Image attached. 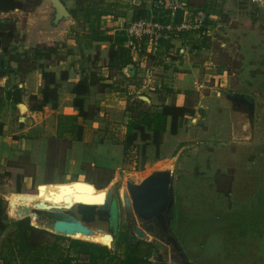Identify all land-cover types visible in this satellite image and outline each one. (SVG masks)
I'll return each mask as SVG.
<instances>
[{
	"label": "rangeland",
	"instance_id": "374dc122",
	"mask_svg": "<svg viewBox=\"0 0 264 264\" xmlns=\"http://www.w3.org/2000/svg\"><path fill=\"white\" fill-rule=\"evenodd\" d=\"M63 1L70 7V0ZM24 2L27 7L33 4L31 1ZM190 2L200 8H204L207 3L211 10L208 20L209 34L204 36V40H198L200 47L192 45L194 39L189 44L182 39H176L173 45L171 44L173 51L168 53L172 58L170 61L163 62L160 57L162 62H155L154 57L144 55L143 62L137 66L138 75H132L131 80L122 82L136 86L143 83L153 85L154 80L148 81L153 75L164 77L162 90L159 91L160 101L165 102L169 97L168 102L172 104V98L176 97L177 93H185V104L191 112L182 119L176 135H170L159 150L149 145L138 161L115 160L114 163H108V168L97 169H93L92 162L87 161L85 168L91 171L92 175L84 181L92 183L99 190L110 187L117 198H121L128 180L139 183L154 170L170 168L175 174L174 231L190 261L196 264H264V5L255 4L251 0ZM122 7L123 5L120 6ZM133 8L134 13L138 11L134 5ZM21 14L18 12L8 18H18L23 15ZM128 17L127 15L126 18ZM20 26H25V18H20ZM74 26L70 29L71 34L74 35L76 30L79 36H83L81 24ZM53 43L55 42L45 43L51 46L50 49L53 47L51 52L43 50L45 58L39 64L44 63L45 68L57 64L69 54L73 55L75 51L77 54H88V57L93 52L99 57H106L110 46L108 42H100L90 49L77 42L74 46L64 45L63 50L57 51L54 49L56 46L51 45ZM23 44H26L24 40ZM45 44L31 46L30 50L36 51L34 48L41 49ZM180 49L184 51L181 52ZM26 65L31 66V62ZM117 69L118 67L114 68L113 73H116ZM175 71L191 73L187 77L188 81H182L185 86L178 87ZM123 72H127V68ZM234 94L250 98L253 103L251 118L246 109L239 108L231 101L230 97ZM91 95L90 92L86 101L89 98L87 104L90 111H94L99 106ZM0 97H3L1 92ZM30 100L31 104L32 98ZM26 102L28 99L23 101L25 104ZM134 103L140 105V109L151 108L148 103H138L136 94H131L126 108L130 104L134 106ZM10 111L6 106L2 107L0 120L15 119L18 115L16 111L19 113L18 109H12L11 113ZM121 115L122 112L119 118L115 113L114 117L119 120L122 119ZM68 144L69 142H63L61 146ZM30 158L28 153H23L16 164L24 168L26 173L33 174ZM65 161L64 153L53 157L52 168H47L45 179H53L56 173L55 179L60 180L56 183H69L61 181ZM4 173V169L3 172L0 170V199L4 202L6 220H18L16 215L30 213L33 217H30L31 222H34V212L30 209L34 205L30 204L35 201L34 198L24 201L23 196L18 201L24 204H10L9 197L15 193L36 194L41 184L34 183L31 188H27L28 183L23 179L18 180L15 174L8 177ZM75 186L70 184L61 187L66 189L64 192L67 189L69 192L76 188ZM57 193L54 188L46 190L48 196H38L37 200L58 201L64 194ZM122 205L121 202L119 212L115 213L116 236L112 247H109L112 249H115L119 235L126 230ZM91 226L95 230L108 232V223L101 220ZM39 227L43 228L40 225ZM11 229L9 227L0 234V252H5L3 242ZM45 230L51 233L47 238L54 240L55 233L46 228ZM104 232L95 233L97 236L101 234L99 236L102 240H97L96 236L89 237L92 240H82L110 245L111 241L105 238ZM132 241L154 246V253L150 258L152 264H172L169 247L160 240L153 237L144 240L133 236ZM60 242L65 249L69 246L70 239ZM123 252L124 248H120L119 253L122 255Z\"/></svg>",
	"mask_w": 264,
	"mask_h": 264
},
{
	"label": "crops",
	"instance_id": "0c3cea01",
	"mask_svg": "<svg viewBox=\"0 0 264 264\" xmlns=\"http://www.w3.org/2000/svg\"><path fill=\"white\" fill-rule=\"evenodd\" d=\"M60 1L69 12L67 18L57 19L52 0H42L40 5L29 12L17 9L7 13H0V22L8 18L9 15L21 12L23 15H19L18 18L15 17L14 20L16 21L17 28L20 30L21 38H24L23 40L26 42L24 47L27 49H30L31 46L51 42L57 43L60 46L59 50H63L64 45L74 46L77 42L83 44V47H89L91 49L90 42L86 37L89 31L88 24L84 23L83 20L78 21L71 12V8H77L78 0H70V7L63 0ZM132 2L119 0L120 5L118 10H116V14L102 17L101 28L105 29L109 34L119 32V20H133L134 8ZM121 5H123L122 8H120ZM123 11L127 12V14H124ZM127 15L129 16L128 18H126ZM20 18H25V26L23 27L20 26ZM78 23L83 27V36H79L76 30L74 31V35L70 32L71 27ZM99 43L93 42L92 45H99ZM85 44L86 46H84ZM77 53L75 51L73 55L69 54L65 58L60 59L57 64L50 65L46 68V71L54 72L57 79H60L62 72H67V79L59 81V100L57 106L48 104L42 110H33V99L32 103H29L33 97L42 98V69H36L22 74L6 72V76L0 77V92L3 94V97H0V110L6 106V108L11 110L10 113L12 109H18L19 111V113L16 111V114H18L15 117L16 120L14 118L0 120V170L3 172L4 169L5 171V167L9 162L18 163L21 154L28 153L33 164V174L24 172L26 175L24 174L23 180L25 183H28L26 184L27 188H31L34 183L37 185L41 184L36 194H12L9 197L10 204H24L18 201V199L24 196L25 198L23 200L26 201L30 198L29 196H33L31 198H34L33 200L35 201L30 204H36L42 201L49 205L50 203L42 199H37L39 198L38 196H48L46 195V190L49 191L53 188L58 193L65 194V196L67 194L71 195L75 191L85 193L80 191L85 190L87 192L89 188L91 189L90 193H98L99 190L92 183L87 182L90 185L89 187L84 186L80 188L75 186L77 185L75 180H83L80 182H86L84 180L89 175H92L91 171L85 168L87 161L92 162L93 169L101 167L108 168V163H114L115 160L124 162V142L127 137V125L132 116L126 108L130 100L127 91L129 93L135 92L136 98L143 99L151 106V111L158 110L161 107L159 104H170L168 102L169 97H167L165 102L159 99V91L162 90V80L164 77H155L153 75L152 79L148 80H154L153 85H144V83L141 86H136L131 83L123 84L122 81L126 82L131 80L130 76L133 75L132 72L127 70L125 72L126 76L123 79L120 76L121 74L115 73L111 76V71L104 62V56L101 55L97 61L91 63L88 59V54ZM144 55L133 56V60L137 66L143 62ZM0 66L1 69L2 65ZM192 73L194 74V72ZM190 74L175 71L174 76L177 77L176 80H178L179 88L185 86L182 81L184 79L188 81L187 77ZM82 78H91L97 82L91 86L90 92L92 94L91 96L97 100V106L99 108L97 107L96 110L90 111L89 105L87 104L88 98L86 101V109L89 111V115L86 118L77 115L78 110L73 105L76 94L71 89L73 84L78 83ZM103 84H112L113 87L111 89H104L102 88ZM15 87L18 89L16 94L8 97L7 94L12 92ZM145 96L148 99L145 100L143 98ZM14 97L20 98L21 101H15ZM26 99H28V102L25 104L23 101ZM185 101V93L181 92L172 98V102L178 106L185 105ZM22 105H25V107ZM121 112L122 119H115V113L120 118ZM73 117H75V120H73ZM170 124L171 119L168 120V129H170ZM77 125L82 126L81 137H78L77 132L73 130V126ZM55 141H57L56 148L53 147ZM63 142H69V144L62 147L61 143ZM149 145L155 147L149 143L146 151ZM163 145L164 143L161 142L160 147ZM63 153L66 162L65 169L61 174L63 178L61 181H69V183H56L60 182V180L57 181L55 179V176H57L56 173L53 175V179H45L44 176L48 174L46 172L47 168H52L53 157L56 158L57 155H62ZM90 178L93 179L92 177ZM70 184L76 188L69 192L67 189L64 192L66 189L64 190L61 186ZM77 238L92 240L89 237Z\"/></svg>",
	"mask_w": 264,
	"mask_h": 264
},
{
	"label": "trees",
	"instance_id": "16d2710c",
	"mask_svg": "<svg viewBox=\"0 0 264 264\" xmlns=\"http://www.w3.org/2000/svg\"><path fill=\"white\" fill-rule=\"evenodd\" d=\"M26 1H31L32 6L27 7L24 0H0V13L17 9L26 12L31 11L42 2V0ZM119 5V0H78L77 8L71 12L78 21L83 20L84 23L88 24L89 31L86 37L91 48L93 42H108L110 44L109 52L104 59L105 64L111 71L110 75L113 76L115 74L113 73L114 68L118 67L116 74L120 73L122 76H126L123 71L127 68L134 76L138 75V67L133 60L131 51L125 46V41H127L125 32L119 31L115 34H109L101 28L102 17L114 14ZM203 7L207 9L209 14L211 13L210 6L207 3ZM147 12L148 10L145 7L138 9L134 13L133 19L147 15ZM19 32L20 30L17 28L14 19L5 18L0 22V52H2L0 65L6 72L16 74L42 69V98H32V109L42 110L48 104L57 106L59 81L67 79V72H62L60 79H57L54 72L46 71L45 64L39 63L45 58L43 50L51 52L53 47L50 49L51 46L45 44L41 46V49H39L40 47L34 48L36 51L33 50L32 52V50L24 47L22 42L24 38H21ZM198 40H204V38L194 40L192 45L200 47L199 44L201 45V43H198ZM51 45H55L56 48L54 49L60 51V46L57 43ZM167 48H170V44H167ZM99 58L96 52H93L89 57L91 63ZM29 61L31 66L26 65ZM94 83H96L94 79L82 78L78 83L73 84L71 88L73 93L76 94L73 105L78 110V116L86 118L89 115V111L86 109V98ZM112 87V84L102 85L104 89H111ZM17 91L18 89L15 87L12 92L7 94L8 97H11L12 94L15 95ZM127 94L131 99V94H135V92L129 93L127 91ZM14 99L15 101H21L17 97H14ZM136 99L141 105L146 103L143 99ZM134 104V106H131V104L127 106L132 116L127 125V137L124 142L125 162L129 160L138 161L139 157L146 153L149 143L159 150L161 142L167 141L170 135H176L182 119L191 112L186 104L178 106L175 103H163L156 111H151V108L148 107L140 109V105ZM169 119H171L170 129H168ZM73 120H75V117H73ZM73 130L77 132L78 137H81L82 126H73ZM56 144L57 141L54 142L55 148ZM16 163L9 162L5 167L4 175L10 177L15 174L18 180L23 179L26 175L25 170L18 167ZM18 188L20 191V181ZM3 204V200L0 199V234L7 231L9 227L12 228L7 232V237L3 242L5 252H0V256L7 264H152L150 258L154 253V246L140 241H132L133 236L127 230L119 235L115 243V249L100 243L73 239L58 234H53L55 239L50 240L47 236L51 233L32 225L30 217L7 221ZM63 239H70V244L65 249L62 248L60 242ZM120 248H124L122 255L119 253Z\"/></svg>",
	"mask_w": 264,
	"mask_h": 264
},
{
	"label": "water",
	"instance_id": "95a60500",
	"mask_svg": "<svg viewBox=\"0 0 264 264\" xmlns=\"http://www.w3.org/2000/svg\"><path fill=\"white\" fill-rule=\"evenodd\" d=\"M56 10V18L63 19L69 16L60 0H52ZM0 52V60H1ZM6 76V71L0 69V77ZM148 99L146 96L143 97ZM232 102L248 111L250 118L253 111V103L243 100L240 95L233 97ZM25 107V105H22ZM175 174L172 169H158L152 171L141 182L136 183L128 180L123 189L121 198H117L112 188L99 190L92 194L89 188L85 193H74L73 201L70 194L63 197L60 206H50L44 202H37L31 206L36 214V223L31 222L37 228L49 229L51 232L73 237L75 234L92 235L96 232H104L102 229L95 230L91 224L101 220L108 223L107 217L113 218L114 225L117 224L115 213L119 212V204L122 202L123 212L127 221V229L130 234L140 239L149 240L156 238L169 247L170 260L172 264H196L190 261L184 246L181 244L176 232L170 227L171 222L167 215L175 207L174 191ZM77 185L90 186L87 182L76 181ZM120 199V202H119ZM27 211V209H25ZM22 219L31 217L30 213L17 216ZM32 218V217H31ZM117 226V225H116ZM105 238L111 241L108 247H112L116 228L104 232Z\"/></svg>",
	"mask_w": 264,
	"mask_h": 264
},
{
	"label": "built area",
	"instance_id": "2783aa9c",
	"mask_svg": "<svg viewBox=\"0 0 264 264\" xmlns=\"http://www.w3.org/2000/svg\"><path fill=\"white\" fill-rule=\"evenodd\" d=\"M132 1L138 9L145 7L148 10L147 15L132 21L119 20L118 29L125 32L126 47L133 56L145 54L154 57L155 62L161 61L160 57L163 62L170 61L172 58L168 53L173 51L174 40L182 39L189 44L192 39H203L209 34L208 20L211 15L190 0ZM251 2L264 5V0ZM167 44H170V48H167ZM0 264H7L1 256Z\"/></svg>",
	"mask_w": 264,
	"mask_h": 264
},
{
	"label": "flooded vegetation",
	"instance_id": "af4514ba",
	"mask_svg": "<svg viewBox=\"0 0 264 264\" xmlns=\"http://www.w3.org/2000/svg\"><path fill=\"white\" fill-rule=\"evenodd\" d=\"M237 95H239V94H234L233 96H231L230 97V99H232L233 97H235V96H237ZM241 97L243 98V100H249V101H251L250 100V98L248 97V96H242L241 95ZM232 101V100H231ZM236 106H238V104L236 105ZM108 218V220L109 221H107L108 222V225H109V227H108V229H110L111 227L112 228H114V223H113V218L112 217H107ZM167 218H168V220H170V222H171V228L174 230V222H175V219H176V214H175V207H174V209L173 210H171V212H169L168 213V215H167ZM125 220H126V218H125ZM126 230L129 232V234H130V231L127 229V221H126ZM125 230V231H126ZM131 235V234H130ZM131 236H133V235H131Z\"/></svg>",
	"mask_w": 264,
	"mask_h": 264
},
{
	"label": "bare ground",
	"instance_id": "6f19581e",
	"mask_svg": "<svg viewBox=\"0 0 264 264\" xmlns=\"http://www.w3.org/2000/svg\"><path fill=\"white\" fill-rule=\"evenodd\" d=\"M80 192H84V191H80ZM74 192H72L71 193V197H72V199H73V201H77V200H74V194H73ZM75 193H76V191H75ZM78 193V192H77ZM65 196V194L61 197V199H59L58 201L57 200H55V201H48V200H45V199H42V200H44V201H46L47 203H50V204H56V206H60L62 203H63V197ZM42 202V201H41ZM33 215L35 216V218H34V222L36 223V214L35 213H33ZM99 235H101V234H98V236H97V234H92V235H85V234H75V235H73L74 237H83V238H86V237H84V236H87V237H95L97 240H102V238L99 236Z\"/></svg>",
	"mask_w": 264,
	"mask_h": 264
}]
</instances>
